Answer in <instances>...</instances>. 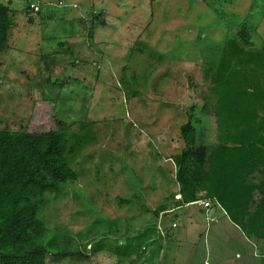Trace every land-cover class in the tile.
I'll list each match as a JSON object with an SVG mask.
<instances>
[{"label":"rangeland","instance_id":"obj_1","mask_svg":"<svg viewBox=\"0 0 264 264\" xmlns=\"http://www.w3.org/2000/svg\"><path fill=\"white\" fill-rule=\"evenodd\" d=\"M35 2L0 0V131L58 130L76 174L36 199L44 264H264V240L174 197L180 127L226 144L212 79L230 39L264 48V0Z\"/></svg>","mask_w":264,"mask_h":264},{"label":"trees","instance_id":"obj_2","mask_svg":"<svg viewBox=\"0 0 264 264\" xmlns=\"http://www.w3.org/2000/svg\"><path fill=\"white\" fill-rule=\"evenodd\" d=\"M8 28V8L0 4V51ZM239 42H226L209 95L219 120V139L226 144L207 153L201 146L192 147L190 122L180 127L184 146L174 160V197L184 206L208 200L245 237L263 241L264 48L248 52L246 40ZM63 153L58 130L0 131V264H44L46 250L38 243L44 232L37 216L41 203L36 199L76 179ZM256 173L263 179L252 182Z\"/></svg>","mask_w":264,"mask_h":264},{"label":"built area","instance_id":"obj_3","mask_svg":"<svg viewBox=\"0 0 264 264\" xmlns=\"http://www.w3.org/2000/svg\"><path fill=\"white\" fill-rule=\"evenodd\" d=\"M26 4L29 9L34 10V11L37 10V3L35 2V0H26ZM175 199H178V196H175ZM194 203L198 205L200 208L207 209L210 207V202L208 200L196 201L191 204H194Z\"/></svg>","mask_w":264,"mask_h":264},{"label":"crops","instance_id":"obj_4","mask_svg":"<svg viewBox=\"0 0 264 264\" xmlns=\"http://www.w3.org/2000/svg\"><path fill=\"white\" fill-rule=\"evenodd\" d=\"M202 209H204V208H202ZM208 209V208H207ZM199 211L201 210L200 208L198 209ZM212 213H213V210H210L209 211V213H208V215L207 216H210V215H212ZM222 213H223V215L226 217V215L224 214V212L222 211ZM210 214V215H209ZM208 218V217H207ZM227 218V217H226ZM227 221H229L228 219H227ZM180 222H179V220L176 222V224H179ZM232 224V223H231ZM233 225V224H232ZM176 226H174L173 228H175ZM238 229V228H237ZM239 230V229H238ZM151 240H149V242H150ZM45 261V260H44Z\"/></svg>","mask_w":264,"mask_h":264}]
</instances>
